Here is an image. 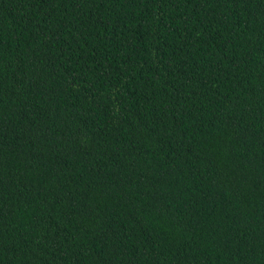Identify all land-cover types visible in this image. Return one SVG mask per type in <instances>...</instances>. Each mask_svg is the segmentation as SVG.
Segmentation results:
<instances>
[{
  "label": "trees",
  "instance_id": "trees-1",
  "mask_svg": "<svg viewBox=\"0 0 264 264\" xmlns=\"http://www.w3.org/2000/svg\"><path fill=\"white\" fill-rule=\"evenodd\" d=\"M0 264H264V0H0Z\"/></svg>",
  "mask_w": 264,
  "mask_h": 264
}]
</instances>
